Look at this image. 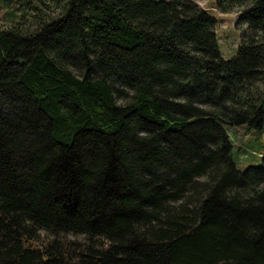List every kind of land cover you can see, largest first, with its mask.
Returning a JSON list of instances; mask_svg holds the SVG:
<instances>
[{
    "label": "trees",
    "instance_id": "16d2710c",
    "mask_svg": "<svg viewBox=\"0 0 264 264\" xmlns=\"http://www.w3.org/2000/svg\"><path fill=\"white\" fill-rule=\"evenodd\" d=\"M51 2L0 27V264H264V0L229 59L193 0Z\"/></svg>",
    "mask_w": 264,
    "mask_h": 264
},
{
    "label": "rangeland",
    "instance_id": "374dc122",
    "mask_svg": "<svg viewBox=\"0 0 264 264\" xmlns=\"http://www.w3.org/2000/svg\"><path fill=\"white\" fill-rule=\"evenodd\" d=\"M193 1L197 2L200 7L206 9L210 15L216 18L215 32L221 56L224 59H229L234 56L240 41V33L245 27L244 23H236L240 8L222 13L216 8L215 0ZM44 3L49 4L53 8V2L51 0H44ZM44 3L41 0H11L8 5H4L0 0V27H5L10 24L12 17L8 11L19 14L24 8L31 10L30 8L38 6V4H41L40 7L46 9ZM12 9L13 11H11ZM227 132L232 143L234 159L240 170H244L248 166H259L262 164V153L264 152V122L260 129L242 124L228 126Z\"/></svg>",
    "mask_w": 264,
    "mask_h": 264
}]
</instances>
